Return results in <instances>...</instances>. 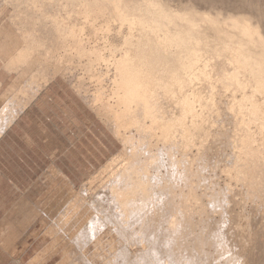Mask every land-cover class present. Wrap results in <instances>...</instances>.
<instances>
[{
	"label": "bare ground",
	"instance_id": "6f19581e",
	"mask_svg": "<svg viewBox=\"0 0 264 264\" xmlns=\"http://www.w3.org/2000/svg\"><path fill=\"white\" fill-rule=\"evenodd\" d=\"M0 60V133L66 82L122 145L55 222L87 264H264V0H0Z\"/></svg>",
	"mask_w": 264,
	"mask_h": 264
},
{
	"label": "rangeland",
	"instance_id": "374dc122",
	"mask_svg": "<svg viewBox=\"0 0 264 264\" xmlns=\"http://www.w3.org/2000/svg\"><path fill=\"white\" fill-rule=\"evenodd\" d=\"M15 75V73L10 74L0 62V77L8 80L4 89L8 90L11 84H17L12 77ZM9 92L4 90L5 94ZM30 104L34 113L29 117L32 120V122H28L31 126L29 131L36 134V141L44 150L45 163L47 164L51 159L52 164L50 172H48L51 174L50 179L47 175L44 181L38 182L36 187L39 194L36 196L37 222L51 224L52 255L57 258L59 255L62 256L61 261H57L58 258L53 260V264H87L86 259L80 258L81 252L77 246L68 239L69 235L77 232L82 224H76L77 220L59 225L55 222L60 219L62 221V218L67 215L66 209L73 207L74 203H78V200L83 197H81V193L85 186L90 189V193L95 190L99 184V175H101L103 165L119 152L122 145L69 83L60 82L59 85L45 87L39 91L38 96ZM56 166L63 170L68 179L51 172ZM48 184L51 186V193L43 202V192H40V189L46 188ZM85 215L83 211L80 212L78 219L83 218L85 221ZM107 226L108 229H106ZM107 226L105 227L106 231L104 229V241L101 245L105 247V250H95L96 254H94L91 251L95 248L93 244L86 250V253L92 252L88 257L94 264L112 263L111 258L114 257V254H110L109 247L113 246L107 242L111 240L112 236L114 237L111 233L114 229L112 225ZM134 227L135 231L140 230L139 225L135 224ZM59 244L61 245L59 246ZM133 247L129 246L132 254L137 249L135 247L133 249ZM60 248L62 252H60ZM112 250L114 249L112 248ZM77 257L79 258L76 260Z\"/></svg>",
	"mask_w": 264,
	"mask_h": 264
},
{
	"label": "crops",
	"instance_id": "0c3cea01",
	"mask_svg": "<svg viewBox=\"0 0 264 264\" xmlns=\"http://www.w3.org/2000/svg\"><path fill=\"white\" fill-rule=\"evenodd\" d=\"M7 81L0 77V110L10 98L11 92L4 93L9 91L4 89ZM30 105L0 133V264H53V260H62L61 255H52L51 224H39L36 219V187L51 176L52 164L51 159L45 163L44 150L36 134L29 131V117L34 113ZM51 172L67 178L58 166ZM40 192L44 202L51 186Z\"/></svg>",
	"mask_w": 264,
	"mask_h": 264
}]
</instances>
